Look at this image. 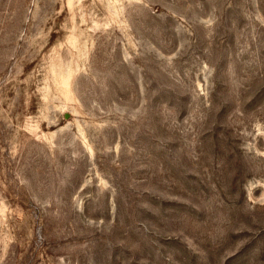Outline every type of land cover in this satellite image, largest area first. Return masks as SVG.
I'll use <instances>...</instances> for the list:
<instances>
[{
    "label": "rangeland",
    "instance_id": "obj_1",
    "mask_svg": "<svg viewBox=\"0 0 264 264\" xmlns=\"http://www.w3.org/2000/svg\"><path fill=\"white\" fill-rule=\"evenodd\" d=\"M0 264H264V0H0Z\"/></svg>",
    "mask_w": 264,
    "mask_h": 264
}]
</instances>
